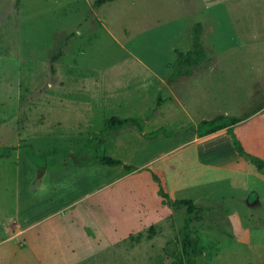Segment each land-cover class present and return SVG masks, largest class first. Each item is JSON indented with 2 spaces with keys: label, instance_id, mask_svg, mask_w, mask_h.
Wrapping results in <instances>:
<instances>
[{
  "label": "rangeland",
  "instance_id": "374dc122",
  "mask_svg": "<svg viewBox=\"0 0 264 264\" xmlns=\"http://www.w3.org/2000/svg\"><path fill=\"white\" fill-rule=\"evenodd\" d=\"M95 1L0 0V147L12 148L0 155V264H170L186 209L160 190L206 209L191 225L198 264H264V174L233 144L264 158V70L245 52L264 47V0ZM197 23L208 59L165 78L171 100L140 63L170 72ZM258 107L230 132L197 133ZM114 115L141 130L103 132Z\"/></svg>",
  "mask_w": 264,
  "mask_h": 264
},
{
  "label": "trees",
  "instance_id": "16d2710c",
  "mask_svg": "<svg viewBox=\"0 0 264 264\" xmlns=\"http://www.w3.org/2000/svg\"><path fill=\"white\" fill-rule=\"evenodd\" d=\"M114 0H96L94 2L95 6H100L107 2H111ZM202 30L203 25L201 23H197L193 28V48L190 50H180L175 49L177 57L176 60L172 63L175 72L172 75V78L178 76L190 77L194 74L196 68L199 67V64L206 61L208 59L206 48L202 42ZM164 102L163 98L158 94L156 106L153 112H156L157 109ZM262 107L253 108L251 111L244 112L241 116L237 115H229V114H220L212 119H204L197 124L196 130L199 136H206L208 134H212L218 132L222 129H226L228 132L232 131L235 126L239 123L246 120L251 115L257 113ZM142 120L135 117L130 118H122L117 115H114L109 118L107 125L103 132H108L110 130L123 128L126 125L134 124L139 127L141 130ZM162 128V127H161ZM159 128L153 132H158L163 129ZM97 137H92V140H95ZM233 144L235 146L238 154L245 158L246 160L253 163L257 170L260 173L264 174V158L254 155L248 151H246L241 140L233 134ZM96 149V148H95ZM26 152L32 156L30 150H28L26 146ZM97 150V149H96ZM12 151L11 146H3L0 147V155L8 156ZM90 162H99L107 165H122L123 161L120 159H115L106 154L100 155L97 152L91 155ZM127 170H133L132 165H125ZM157 177V176H156ZM162 197L168 199L170 203L175 208H185L186 209V218L184 221V234L182 238V247L180 251L172 250V256L174 260L170 264H198L199 256L204 252V248L200 243V239L197 236V233L192 228V223L194 221H202L205 218V208L196 204L191 199L181 198V199H172L170 195L160 190Z\"/></svg>",
  "mask_w": 264,
  "mask_h": 264
},
{
  "label": "crops",
  "instance_id": "0c3cea01",
  "mask_svg": "<svg viewBox=\"0 0 264 264\" xmlns=\"http://www.w3.org/2000/svg\"><path fill=\"white\" fill-rule=\"evenodd\" d=\"M264 41V39H263ZM245 52L249 58V62L251 64V67L255 70V71H263L264 70V47L261 46V45H254V44H249V45H246L245 46ZM140 64H143L145 65L144 67L148 70V72L150 74H153V76L156 78L157 83L159 85L163 84L166 86L167 90L170 92L171 94V97L172 99L171 100H178L180 102V100L177 98L176 94L174 93L173 91V87L171 86L172 84L168 83L165 81V78L168 77V78H171V81L172 83H174L177 79H183V78H190L192 77L193 75L195 76L196 73L198 74L200 71L199 69H195L194 71V74L190 77H185V76H178V77H175L174 79L172 78V75L174 73L173 71V66H172V62L171 63H168L167 66L171 68L170 72H167V73H164L162 74L161 72H159L158 70H156V68L154 67H151L149 65H147L146 62L142 61ZM204 64V63H203ZM199 67H201V65H199ZM198 67V68H199ZM262 69V70H260ZM161 87V86H160ZM163 105V103H162ZM162 105L157 109L159 110ZM183 106V105H182ZM184 108V106H183ZM185 109V108H184ZM186 110V109H185ZM260 111V110H259ZM186 112H189L186 110ZM240 124V123H239ZM197 127V126H196ZM225 129H222L220 131H223ZM219 131V132H220ZM213 134V133H212ZM211 134H208L206 136H200L201 138H205L207 136H209ZM200 137H196L195 140H199ZM201 140V139H200ZM99 142V141H98ZM101 143V142H100ZM99 144V143H98ZM215 153V152H214ZM206 164H209V163H206ZM205 164V165H206ZM227 165V163L223 164V166ZM234 166H229L230 170H233V171H236L237 169L233 168ZM259 196V195H258ZM259 198V197H258ZM11 226H16L18 228V231L16 232V234H21L23 232V229H22V226L21 224H11Z\"/></svg>",
  "mask_w": 264,
  "mask_h": 264
}]
</instances>
